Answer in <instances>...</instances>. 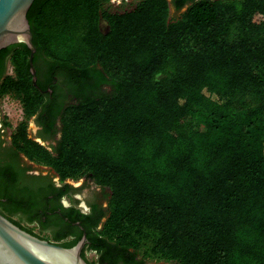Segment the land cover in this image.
<instances>
[{"label": "trees", "instance_id": "trees-1", "mask_svg": "<svg viewBox=\"0 0 264 264\" xmlns=\"http://www.w3.org/2000/svg\"><path fill=\"white\" fill-rule=\"evenodd\" d=\"M109 5L33 2L37 85L26 43L0 50V95L19 99L24 112L13 151L62 180L88 176L110 190L107 218L90 235V264L137 255L264 264V0H140L124 12ZM172 5L187 8L173 19ZM57 78L76 101L50 149L29 137L28 122ZM20 181L0 161L1 206L42 220L37 194Z\"/></svg>", "mask_w": 264, "mask_h": 264}, {"label": "flooded vegetation", "instance_id": "flooded-vegetation-1", "mask_svg": "<svg viewBox=\"0 0 264 264\" xmlns=\"http://www.w3.org/2000/svg\"><path fill=\"white\" fill-rule=\"evenodd\" d=\"M132 1L135 0H130V2ZM139 1L137 0L135 6ZM185 7L187 5L183 8ZM176 11H180V9H176ZM10 64L8 61L6 75L13 73V69L11 72L9 71ZM54 83L59 84L56 93L48 88L47 91L51 95L50 100L45 109L33 116L36 124V130L33 132L34 139L38 142L43 141L44 145L50 149L57 146L61 140L64 108L76 101V98L65 88L61 79L57 78ZM103 89L109 90L110 86H103ZM11 141L12 133L8 134L3 128L0 114V161L11 164L13 171L21 180L20 182L37 194L35 196L38 213L41 214L42 220L38 217L27 218L20 212H7L1 204L0 212L22 229L65 247L76 245L86 235L87 241L83 247L82 256L90 264L89 253L96 254L97 258V251L91 247L90 235L98 232L107 218L110 190L96 184L88 176L62 180L49 166L34 163L24 155H18L13 151ZM41 221L44 222V225L41 224ZM33 225H37L40 231H34ZM52 232L58 236L54 237ZM138 260L143 264H167L164 261L143 260L138 255L134 261L130 262L118 259L117 264H138Z\"/></svg>", "mask_w": 264, "mask_h": 264}, {"label": "water", "instance_id": "water-1", "mask_svg": "<svg viewBox=\"0 0 264 264\" xmlns=\"http://www.w3.org/2000/svg\"><path fill=\"white\" fill-rule=\"evenodd\" d=\"M35 0H0V50L17 43L30 48L33 83L37 85L34 55L37 51L28 11ZM40 143L44 144L43 141ZM87 236L65 247L36 236L0 212V264H89L82 256Z\"/></svg>", "mask_w": 264, "mask_h": 264}, {"label": "rangeland", "instance_id": "rangeland-1", "mask_svg": "<svg viewBox=\"0 0 264 264\" xmlns=\"http://www.w3.org/2000/svg\"><path fill=\"white\" fill-rule=\"evenodd\" d=\"M136 2L137 0L132 2L130 1L127 2L126 0H123V3L120 6H117V3L115 4L110 3L111 6L109 5L108 8L112 12H124L133 9L135 7ZM186 8L187 7L181 9L180 11H176L175 7L172 5L171 17L173 19H176L185 11ZM101 29L103 32H107L109 29L108 23L104 20L101 22ZM12 69L13 67L10 64L9 71L11 72ZM0 114H1V122L3 128H5L8 134L13 133L17 125L24 119V112L21 101L17 98L12 97L9 94L0 95ZM28 123H29V128H28L29 137L34 139L33 132L36 130L34 117H32ZM193 127L198 130L203 128V126L199 122H194ZM32 228L36 232L40 231L37 225H33ZM88 258L90 259L91 262H94L96 259V254L89 253ZM167 264H174V263H167Z\"/></svg>", "mask_w": 264, "mask_h": 264}, {"label": "built area", "instance_id": "built-area-1", "mask_svg": "<svg viewBox=\"0 0 264 264\" xmlns=\"http://www.w3.org/2000/svg\"><path fill=\"white\" fill-rule=\"evenodd\" d=\"M127 2L128 1H130V0H126ZM110 3H117V5H119V4H121V3H123V0H118V2H117V0H110Z\"/></svg>", "mask_w": 264, "mask_h": 264}]
</instances>
